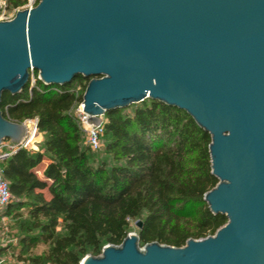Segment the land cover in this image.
Here are the masks:
<instances>
[{"label":"water","instance_id":"1","mask_svg":"<svg viewBox=\"0 0 264 264\" xmlns=\"http://www.w3.org/2000/svg\"><path fill=\"white\" fill-rule=\"evenodd\" d=\"M32 71L45 85L88 79L81 110L95 125L149 98L210 136L218 182L203 200L225 224L179 247L129 232L79 264H264V0H38L0 21V100ZM26 131L0 110V145Z\"/></svg>","mask_w":264,"mask_h":264},{"label":"trees","instance_id":"2","mask_svg":"<svg viewBox=\"0 0 264 264\" xmlns=\"http://www.w3.org/2000/svg\"><path fill=\"white\" fill-rule=\"evenodd\" d=\"M26 2L4 0V8L17 10ZM87 81L78 75L66 85H45L32 71L19 93L1 96L5 118L34 120L43 135L39 150L20 148L0 160L12 196L2 214L19 220L22 252L47 246L21 259L79 264L105 244H120L129 221L137 219L140 246L157 241L179 247L213 235L227 218L212 214L203 200L218 182L211 174L209 134L184 110L146 98L131 104V113L130 105L104 113V150L115 164L96 162L72 116Z\"/></svg>","mask_w":264,"mask_h":264},{"label":"rangeland","instance_id":"3","mask_svg":"<svg viewBox=\"0 0 264 264\" xmlns=\"http://www.w3.org/2000/svg\"><path fill=\"white\" fill-rule=\"evenodd\" d=\"M4 4V0H0ZM21 8V7H20ZM19 8V9H20ZM18 10V9H17ZM16 12V9H5L4 7L0 10V21L2 20H8L14 16ZM74 85V83H72ZM134 105H130L127 109L129 113L132 112ZM79 105H76L72 113H75L78 111ZM26 126V134L29 135L31 133V130L33 129V120H24L23 121ZM39 138L36 140L33 144H28V148L31 151H37L41 146L42 141V133L39 132ZM84 137V136H83ZM106 138L101 137L100 138V146L96 150H92L93 158L96 160V162L99 161H105L107 165L115 164V162L112 161L111 156L105 152L104 146H105ZM3 216V215H2ZM0 215V264H28L27 262L23 261L21 257L29 256V255H38L41 254L47 246L41 243H38L36 246L32 247L26 252H22V249L19 245L20 237L22 236V232L19 229L18 222L19 220L13 216H4L2 217ZM138 227L135 225V220L129 221V232H135L137 233ZM60 233L63 232V228L60 227L58 229Z\"/></svg>","mask_w":264,"mask_h":264},{"label":"built area","instance_id":"4","mask_svg":"<svg viewBox=\"0 0 264 264\" xmlns=\"http://www.w3.org/2000/svg\"><path fill=\"white\" fill-rule=\"evenodd\" d=\"M38 0H27V2L20 8H31L33 7ZM33 81V79H32ZM74 91L76 94L81 92V86L76 85L74 87ZM78 111L72 113L74 122L76 123L79 131L84 136V143L90 147L91 150H96L100 146V138L104 135V127H103V119L102 121L95 125L89 121V116L85 114L82 110V104L79 103ZM34 121V120H33ZM33 130L37 131L36 122H33ZM28 132V131H27ZM28 134V133H27ZM25 135V138L19 141L18 143H14L8 139H5L0 145V160L14 153L16 150L20 148H25L29 150L28 146V135ZM30 134V133H29ZM12 200L11 193L8 188V183L4 179L2 175V170L0 169V215L2 216V212L7 204ZM4 218V215L1 217Z\"/></svg>","mask_w":264,"mask_h":264},{"label":"bare ground","instance_id":"5","mask_svg":"<svg viewBox=\"0 0 264 264\" xmlns=\"http://www.w3.org/2000/svg\"><path fill=\"white\" fill-rule=\"evenodd\" d=\"M39 133L35 130H31V133L28 135V144H33L39 138Z\"/></svg>","mask_w":264,"mask_h":264}]
</instances>
